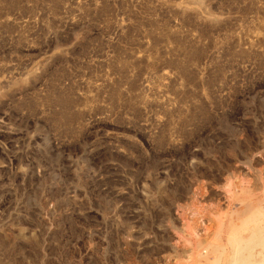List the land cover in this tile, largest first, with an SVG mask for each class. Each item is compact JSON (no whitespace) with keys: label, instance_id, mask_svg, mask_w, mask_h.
<instances>
[{"label":"rangeland","instance_id":"obj_1","mask_svg":"<svg viewBox=\"0 0 264 264\" xmlns=\"http://www.w3.org/2000/svg\"><path fill=\"white\" fill-rule=\"evenodd\" d=\"M263 217L264 0H0V264H224Z\"/></svg>","mask_w":264,"mask_h":264},{"label":"bare ground","instance_id":"obj_2","mask_svg":"<svg viewBox=\"0 0 264 264\" xmlns=\"http://www.w3.org/2000/svg\"><path fill=\"white\" fill-rule=\"evenodd\" d=\"M262 201H260V203H261ZM259 203V202H258ZM257 204V203H256ZM249 206V205H248ZM253 207V206H252ZM248 208V207H247ZM250 208V207H249ZM249 212V211H248ZM236 215H237V213H236ZM238 216V215H237ZM223 219H225V218H223ZM252 219V218H251ZM258 219V218H257ZM262 220V219H261ZM263 221H264V217H263ZM256 222V221H255ZM261 222V221H260ZM251 223V222H250ZM250 225V224H249ZM255 225V224H254ZM245 226V225H244ZM247 226V225H246ZM257 226V227H256ZM256 226H253V225H251L250 227H249V230L251 229V236H250V239H244L243 240V242L241 241V242H236V240H233L232 238H229V240H228V245H229V247H230V250H231V253H230V256H226V258H225V260H224V264H239L238 262H239V258H240V256H241V253H242V251H244V248L248 245V244H250V243H253L254 242V240L255 239H258V235L259 234H261V233H259V234H257V232H258V229H259V231L260 230H263L264 231V224L262 225L261 223H258ZM258 228V229H257ZM233 229V228H232ZM245 229V228H244ZM220 230V229H219ZM245 231H246V229H245ZM244 231V232H245ZM233 232H234V230H233ZM250 232V231H249ZM218 233V232H217ZM221 235V234H220ZM245 235V234H244ZM197 236V235H196ZM238 236V235H237ZM242 237V236H241ZM240 239V238H239ZM241 239H243V238H241ZM198 242H200V240L198 241ZM201 243V242H200ZM259 243V242H258ZM264 243V242H263ZM208 245V244H207ZM200 248V247H199ZM213 248V247H212ZM218 248V247H217ZM221 248V247H220ZM223 249H225L226 251L228 250V247L226 246L225 248L224 247H222ZM224 250V251H225ZM229 250V251H230ZM213 251V250H212ZM263 251V250H262ZM206 253V252H205ZM222 254V253H221ZM252 254V253H251ZM254 254H256V253H254ZM254 254H253V256H254ZM261 254V253H260ZM204 255V254H203ZM248 255V254H247ZM256 255H259V252H257V254ZM256 255H255V257H256ZM221 256V255H220ZM219 256V257H220ZM255 257H254V259H255ZM250 258V257H249ZM247 259V258H246ZM251 259V258H250ZM260 259V258H259ZM257 259H255V261H256ZM247 261H248V259H247ZM246 260L244 261V260H242L241 261V263L242 262H244V264H264V254L262 253V259L261 260H257L256 262H252V263H248ZM252 261V260H251ZM240 263V264H241Z\"/></svg>","mask_w":264,"mask_h":264}]
</instances>
